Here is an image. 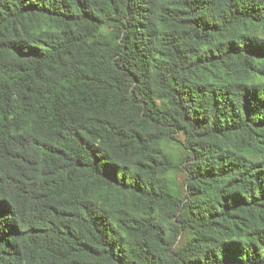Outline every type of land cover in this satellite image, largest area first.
Here are the masks:
<instances>
[{
    "label": "trees",
    "instance_id": "16d2710c",
    "mask_svg": "<svg viewBox=\"0 0 264 264\" xmlns=\"http://www.w3.org/2000/svg\"><path fill=\"white\" fill-rule=\"evenodd\" d=\"M0 264H264V0H0Z\"/></svg>",
    "mask_w": 264,
    "mask_h": 264
},
{
    "label": "rangeland",
    "instance_id": "374dc122",
    "mask_svg": "<svg viewBox=\"0 0 264 264\" xmlns=\"http://www.w3.org/2000/svg\"><path fill=\"white\" fill-rule=\"evenodd\" d=\"M177 179H178V181H179V180L181 179V175H178V176H177Z\"/></svg>",
    "mask_w": 264,
    "mask_h": 264
}]
</instances>
